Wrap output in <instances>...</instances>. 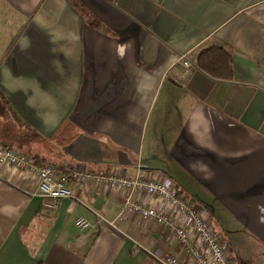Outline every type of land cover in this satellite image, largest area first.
Here are the masks:
<instances>
[{"label":"crops","instance_id":"obj_1","mask_svg":"<svg viewBox=\"0 0 264 264\" xmlns=\"http://www.w3.org/2000/svg\"><path fill=\"white\" fill-rule=\"evenodd\" d=\"M211 47L231 55L230 80L196 66ZM0 104L4 148L171 183L206 210L234 264L240 240L264 258V0H0ZM72 192L47 211L34 175L2 169L0 264L183 258L164 229L121 215V193Z\"/></svg>","mask_w":264,"mask_h":264},{"label":"built area","instance_id":"obj_2","mask_svg":"<svg viewBox=\"0 0 264 264\" xmlns=\"http://www.w3.org/2000/svg\"><path fill=\"white\" fill-rule=\"evenodd\" d=\"M180 60L186 69L190 68L183 57ZM4 168L34 175L37 194L43 200L42 208L47 211L55 210L60 200L73 199L72 185L75 183H92L121 193V215L137 216L144 222L154 223L183 251V258L170 255L159 259L160 264H234L230 244L216 234L206 210L189 204L171 183L156 178L136 176L129 179L113 173L37 164L22 151L0 144V171ZM144 198L149 199L150 206ZM156 202L161 210L156 207ZM75 226L81 231L90 227L83 218H79Z\"/></svg>","mask_w":264,"mask_h":264},{"label":"trees","instance_id":"obj_3","mask_svg":"<svg viewBox=\"0 0 264 264\" xmlns=\"http://www.w3.org/2000/svg\"><path fill=\"white\" fill-rule=\"evenodd\" d=\"M114 3L116 0H106ZM196 66L211 77L219 80H230L232 78L231 55L222 48H206L197 56Z\"/></svg>","mask_w":264,"mask_h":264},{"label":"rangeland","instance_id":"obj_4","mask_svg":"<svg viewBox=\"0 0 264 264\" xmlns=\"http://www.w3.org/2000/svg\"><path fill=\"white\" fill-rule=\"evenodd\" d=\"M1 107H2V105L0 104V108ZM2 111L4 112V110H2V108H1L0 114H1L2 121L5 124L8 121L6 120ZM14 149H16V148H14ZM234 247H235L237 254H239L241 257H243L245 259V264H264V258H262L259 255L260 247L257 244H255L254 242H251L249 240H248V242H244V241L240 240V242L238 241V242L234 243ZM236 263L237 264H242V263L244 264V262L237 261V259H236Z\"/></svg>","mask_w":264,"mask_h":264}]
</instances>
